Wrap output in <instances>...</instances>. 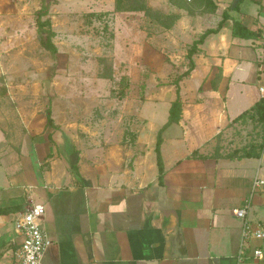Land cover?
Returning <instances> with one entry per match:
<instances>
[{"label":"crops","instance_id":"crops-1","mask_svg":"<svg viewBox=\"0 0 264 264\" xmlns=\"http://www.w3.org/2000/svg\"><path fill=\"white\" fill-rule=\"evenodd\" d=\"M215 2V12L206 13L167 6L181 14L164 28L171 45L216 28L224 11L228 18L199 44L194 69L180 81L181 119L162 131L163 183L155 147L177 97L175 84L161 86V97L124 102L122 112L99 120L101 133L81 135L57 129V122L54 131L45 130L46 118L44 130H35L23 105L24 129L11 130L17 118L9 105L12 86H0V264L11 263L21 240L18 213L37 202L46 205L43 226L52 239L42 264H264V238L242 247L243 220L233 214L254 177H264V150L259 157L228 156L259 146L263 135L225 148L236 127L253 121L234 118L262 96L257 57L264 0ZM235 20L253 35H234ZM170 56L177 62L176 53ZM247 217L264 228L263 192L254 194ZM255 247L262 257L253 255Z\"/></svg>","mask_w":264,"mask_h":264},{"label":"rangeland","instance_id":"rangeland-1","mask_svg":"<svg viewBox=\"0 0 264 264\" xmlns=\"http://www.w3.org/2000/svg\"><path fill=\"white\" fill-rule=\"evenodd\" d=\"M147 3L166 14L178 13L167 7L172 5L169 0ZM43 4L49 6L42 20H51L55 54L38 38ZM165 29L143 11H117L115 0H0V86H12L9 105L17 113L11 130L24 129L23 105L40 132L50 110L54 125L47 124L45 130H53L57 122L56 128L67 127L78 135L85 129L101 133L99 120L122 112L124 102L161 97L160 87L164 90L190 65L187 52L198 39L181 38L171 45ZM173 53L177 62L171 59ZM105 72L112 77H102ZM45 80L51 81L49 88ZM262 135L263 126L250 121L236 127L225 148L232 150L236 140L244 145Z\"/></svg>","mask_w":264,"mask_h":264},{"label":"trees","instance_id":"trees-1","mask_svg":"<svg viewBox=\"0 0 264 264\" xmlns=\"http://www.w3.org/2000/svg\"><path fill=\"white\" fill-rule=\"evenodd\" d=\"M169 2L179 9L187 10L190 14H194L196 12H215V10L217 9V4L215 0H169ZM48 7L49 6L46 7L45 4H43V9L38 11V38L40 44L44 48L48 49L53 54H55L57 52V46L53 40L55 31L52 29L51 20L49 18L42 20V16L48 14ZM115 9L117 11H143L148 17L158 22L162 27L166 29L171 28L181 16L180 13L166 14L162 11L155 10L148 5L147 0H115ZM227 18V13L226 11H224L223 19L219 22L218 26L216 28H208L199 36L198 39L193 42L187 52V58L189 59L190 65L185 71L179 74V76L173 82V84H175L177 87V97L171 103L168 120L158 132L157 143L155 147V151L157 154V163L159 167L158 179L160 183H163L165 172L163 158L161 154V143L163 141L162 131L172 123H178L182 116L180 81L184 77L188 76L194 69L195 62L193 60V55L198 52L199 44L203 43L205 38L209 34L218 32L221 29L224 20ZM233 34L244 38H249L253 35V33L249 31V29H247L246 26H244L240 20H235L233 26ZM101 76L105 78H111L112 73L105 72ZM219 78L220 76H217V80ZM246 118H251L253 121H257L258 123H261L263 125V141L259 144V146H256L255 144H249V146H244L241 149H236L233 152L229 153V157H259L262 151L264 150V96H261V98L254 105L239 114L236 118H234L233 121L246 120ZM47 124L54 125V120L52 118L50 110H48L47 112ZM193 155H198V151L195 150L193 152Z\"/></svg>","mask_w":264,"mask_h":264},{"label":"built area","instance_id":"built-area-1","mask_svg":"<svg viewBox=\"0 0 264 264\" xmlns=\"http://www.w3.org/2000/svg\"><path fill=\"white\" fill-rule=\"evenodd\" d=\"M258 44L260 53L257 61L264 72V30L260 32ZM259 90L264 96V82L259 86ZM264 193V177L255 176L251 190L241 207L233 209V214L242 218V242L244 247L250 239L264 238V228L261 224L253 223L248 217V211L252 204L255 193ZM46 213V205L43 202L32 204L26 211L18 213L15 219V229L19 233L21 240L13 251V258L10 264H42L45 251L51 245L47 230L43 226V218ZM255 257H262L263 251L259 247L253 250Z\"/></svg>","mask_w":264,"mask_h":264},{"label":"water","instance_id":"water-1","mask_svg":"<svg viewBox=\"0 0 264 264\" xmlns=\"http://www.w3.org/2000/svg\"><path fill=\"white\" fill-rule=\"evenodd\" d=\"M50 83H51L50 80H45L44 81V84H45L46 88H49Z\"/></svg>","mask_w":264,"mask_h":264}]
</instances>
